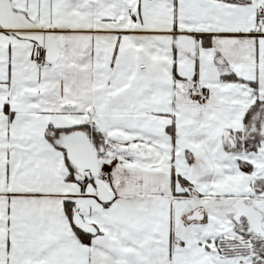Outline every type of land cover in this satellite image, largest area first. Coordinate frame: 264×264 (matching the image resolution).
<instances>
[{
	"label": "snow or ice",
	"instance_id": "6c2138e0",
	"mask_svg": "<svg viewBox=\"0 0 264 264\" xmlns=\"http://www.w3.org/2000/svg\"><path fill=\"white\" fill-rule=\"evenodd\" d=\"M0 264H264V0H0Z\"/></svg>",
	"mask_w": 264,
	"mask_h": 264
}]
</instances>
